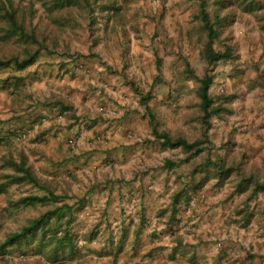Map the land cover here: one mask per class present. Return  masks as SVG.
I'll use <instances>...</instances> for the list:
<instances>
[{
	"label": "crops",
	"instance_id": "crops-1",
	"mask_svg": "<svg viewBox=\"0 0 264 264\" xmlns=\"http://www.w3.org/2000/svg\"><path fill=\"white\" fill-rule=\"evenodd\" d=\"M246 1L215 4L226 26L238 11L255 27L236 35L240 47L228 42L233 56L224 60L225 79L234 95L211 128L215 139V126L221 129V140L212 141L216 152L213 143L202 144L199 154L162 146L149 101L132 88L135 80L160 75L167 54L171 67L181 66L176 39L190 31L193 0L95 1L85 19L93 34L87 27L68 48L49 45L23 70L0 66L4 217L12 211L4 198L14 185H24L20 198L51 190L60 203L78 207L74 256L59 263L36 258L46 264H264V248L240 225L255 210L264 229V190L246 200L255 182L264 183V0ZM168 160L179 164L170 168ZM10 161L24 162L46 190L11 180L23 173ZM217 165L230 170L220 176ZM248 222L257 228L256 218Z\"/></svg>",
	"mask_w": 264,
	"mask_h": 264
},
{
	"label": "rangeland",
	"instance_id": "rangeland-1",
	"mask_svg": "<svg viewBox=\"0 0 264 264\" xmlns=\"http://www.w3.org/2000/svg\"><path fill=\"white\" fill-rule=\"evenodd\" d=\"M0 1H11L13 8L17 12V19L21 21L28 31L35 29V32L41 40L45 41L48 46L54 48L64 49L68 48L70 38H74L79 42L83 36V30L89 34H93V22H86L88 14V7L92 4H95V1H132V0H78L81 1V4H75L68 8V11L65 9L50 11L48 10L44 1L51 0H0ZM87 1L90 3L88 4ZM136 1H161V0H136ZM194 4L191 6L192 17L194 19L186 18V23L190 28V31L180 38L176 39V45L179 49L177 55V60L181 62V66L176 64L175 69L170 66V63L174 60H170L172 54H167V62L164 65L162 63L160 66L161 74L155 77H152L151 80L133 81L134 84L132 88L141 95L147 96L150 95L148 99L150 107L153 114L156 117L158 122L159 129L161 131H168L173 135L185 134L190 139H203L207 140L205 143H213L212 141L221 140L220 134L221 129L219 125L215 126L219 135L215 139L211 128H213L215 119L219 123V118L222 116L223 111L227 108L224 104L227 99H229L230 87L227 85V80L225 76L227 71L225 69L224 61H220L215 66V80L210 90L211 95L215 99V105L219 106L220 112L217 115L212 116L209 119L211 122V127L208 129V137L204 136V125L201 120V107H200V98L197 93L199 87V82L191 79L186 73V64L190 63L191 68L199 76H204L207 69L208 63L202 55V51L205 47V44L208 40V33L203 28V21L200 16L201 6L200 0H193ZM207 11L211 15V20H214L213 16L215 13V4L218 0H207ZM227 1V0H221ZM223 2H221L222 5ZM88 4V5H87ZM90 9H93L90 7ZM234 9V8H233ZM58 17L57 21L55 18ZM236 21H230L226 24L222 21L218 26L219 37L215 41V47L219 50H224L228 42L234 43L235 47L238 45L240 47L241 43L236 40V35L244 34L247 36L246 32H251L255 29L254 23L248 15H238L236 13ZM70 21H69V20ZM69 21V22H68ZM226 22V21H225ZM71 27L70 32L66 33V25ZM7 22L4 19L0 18V27L6 26ZM87 25V26H85ZM95 25V24H94ZM254 32V31H253ZM3 35V32L0 30V37ZM234 35V37H232ZM66 36V37H65ZM231 37L230 39H228ZM68 41L66 42V39ZM63 41V43L61 42ZM39 42V43H40ZM61 42V43H60ZM23 41L18 40L17 38H0V58L8 59L13 55L23 54ZM31 42H29V45ZM31 48H36L37 44L32 43ZM31 44V45H32ZM78 44V43H77ZM74 43V45H77ZM172 44V39L166 41V45L169 46ZM73 55V54H72ZM71 55V56H72ZM170 66L169 68H165ZM225 79V80H224ZM231 96L234 95V92L230 93ZM227 103V102H226ZM234 107V106H232ZM157 112V113H156ZM182 121H185L182 123ZM222 139L223 136L221 135ZM214 144V143H213ZM214 152H216V144ZM212 149V148H211ZM210 149V150H211ZM202 156H199L201 159ZM262 175L261 172L258 173ZM46 184V183H45ZM10 191L7 193V197L4 198V201H7V206L12 208L10 215L5 218L3 208H0V243L7 238V236L13 232L21 230V225L27 224L29 220L33 217L39 216L41 213L45 212L47 209L53 206V203H38L31 206H16L13 205V202L20 198V193L22 194L24 190L23 186H11ZM36 190V189H34ZM25 191L30 192L29 188ZM32 192V191H31ZM30 192V193H31ZM36 192H43L41 189H37ZM32 192V193H33ZM2 197V196H1ZM3 200L0 201V206L2 207ZM17 209V211H16ZM253 214L249 215V218L240 224L242 226V231L245 234V237L251 238L252 241L255 239L259 240L256 242L255 246L259 245L264 248V229L261 228L257 218L260 217L255 210ZM248 216L247 213L245 217ZM251 218H256L257 228L250 226ZM264 250V249H263ZM264 257V253L262 254ZM0 264H46V261L43 259L36 258L34 254L22 244L20 247L14 245L8 248L4 253L0 254Z\"/></svg>",
	"mask_w": 264,
	"mask_h": 264
},
{
	"label": "trees",
	"instance_id": "trees-1",
	"mask_svg": "<svg viewBox=\"0 0 264 264\" xmlns=\"http://www.w3.org/2000/svg\"><path fill=\"white\" fill-rule=\"evenodd\" d=\"M235 1L236 3L233 4H237V1L242 2V0ZM44 2L48 10L51 12L58 9H66L68 11L70 6L81 4V1L78 0H51ZM221 2L223 1L218 0L217 4ZM243 2L246 3L248 1L245 0ZM87 3L89 4L90 2L87 1ZM207 4V0H200V16L203 21L202 26L208 33V40L202 51V55L208 63V69L205 75L201 77L195 73V71L191 68L190 63L187 62L185 70L191 79L199 82L197 93L200 98L201 120L202 124L204 125L203 131L205 137H208V129L211 127V122H209V119L220 112L219 106L215 105V99L210 93L211 87L215 80V66L218 62L224 60L226 61L233 56L232 47L230 44H227L224 50H219L215 47V41L219 37L217 26L222 22V18L216 11L213 16L214 20H211V15L207 11ZM16 15L17 12L13 8L11 1H0V18L7 22L6 26L0 27V30L3 32V35L0 38H17L18 40L24 42L23 54H21V56L13 55L8 59L0 58V66H9L13 64L17 70H23L35 61L36 57L42 50L48 48V44L43 41L44 39L40 42L35 29L28 31L25 25L17 19ZM57 19L58 17L55 18L56 21ZM29 42H31V44L36 43L37 47L31 48L33 44L29 45ZM149 98L150 95L145 96L142 99V102L147 104ZM147 109L152 117L151 120L153 133L158 139L161 140L162 146L169 148L182 147L185 150L195 149V154H199L203 151L204 148L201 147V145L207 142L209 138L206 140L195 139L190 141L185 134L180 133L178 135H173L168 131H160L156 117L149 105ZM181 162H183V160L180 161V163ZM10 163L18 170V172L23 173L22 176H11V180L33 182L36 186L46 190L44 185H41L37 177L32 174L31 170L28 167H25L24 162L16 163L15 161H10ZM178 164L179 163L171 160H168L166 163V165L170 168ZM229 170L230 168L225 167L224 165H217L215 167L216 174L220 176L226 175ZM244 180L245 181L243 182H247L249 179ZM261 190H264V183H260L259 181L255 182L246 200H251ZM62 201L63 199L60 196L55 195V193H53L51 190H47V194L45 195L31 194L23 196L14 201L13 205L29 206L38 203H60ZM77 209L78 207L76 206V203L70 204L64 202L60 203V205L55 208L46 210L37 217L31 218L21 230L9 234L7 238L0 243V254L4 253L8 248L14 245L20 247L22 244H24L34 255L42 256L48 262L59 263L68 260L69 258L73 257L75 253L76 245L74 242L71 225L76 219Z\"/></svg>",
	"mask_w": 264,
	"mask_h": 264
}]
</instances>
